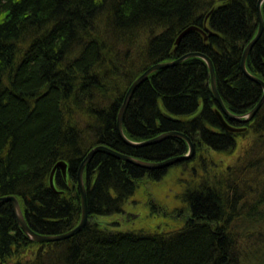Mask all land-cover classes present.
I'll list each match as a JSON object with an SVG mask.
<instances>
[{
    "label": "trees",
    "instance_id": "obj_1",
    "mask_svg": "<svg viewBox=\"0 0 264 264\" xmlns=\"http://www.w3.org/2000/svg\"><path fill=\"white\" fill-rule=\"evenodd\" d=\"M257 1L0 0V198H18L35 233L59 235L80 220L75 177L92 145L153 162L185 154L186 142L174 137L143 148L122 145L115 118L125 90L116 93L113 85L122 81L126 88L149 66L186 52L210 59L231 114L251 111L262 89L241 72L240 61L258 30ZM261 7L262 34L245 63L264 83ZM188 26L208 27L212 35L204 40L188 33L175 46ZM209 84L200 58L157 70L136 88L123 119L133 140L173 131L193 143L191 161L172 166L196 164L202 173L181 190L186 216L177 227L113 232L99 222L122 214L143 181L159 182L173 168L145 171L98 153L83 177L89 215L84 229L63 241L36 243L16 224L11 205L2 203L0 264H264V237H256L264 228V103L244 125L226 118L245 128L231 133L215 115ZM80 115L92 125L93 141L83 138ZM238 147L235 167L210 173L213 153L229 157ZM59 161L67 164L68 181L57 170L53 191L48 178ZM147 206L159 213L152 199ZM31 248L37 251L25 259Z\"/></svg>",
    "mask_w": 264,
    "mask_h": 264
},
{
    "label": "water",
    "instance_id": "obj_2",
    "mask_svg": "<svg viewBox=\"0 0 264 264\" xmlns=\"http://www.w3.org/2000/svg\"><path fill=\"white\" fill-rule=\"evenodd\" d=\"M264 3V0H258L257 4H256V18L258 19V30L256 32V34L254 35V37L251 39V42L245 47V49L243 50V55L241 57V72L252 82H255L256 84H258L261 89H262V97L261 99L254 105V108L249 111L248 113H245L244 115H234L231 114L229 112V110L227 109V107H225L222 98L219 96L218 91H217V86L215 85V75H214V70H213V64H211L209 58H207L204 54H201L199 52L197 53H190V54H186V56H182L178 59H176L174 62H170V63H156L154 65L149 66V68L145 69L143 71L142 74H140L138 77L135 78V80L132 81L131 86L129 89H127L126 95L123 98V102L122 105L119 109V114H118V118H117V134H119L120 139L123 141V143H125L126 145H130L131 147H140L141 145L144 146L146 145V143H157V142H161L164 141L170 137H174V138H180L182 139L184 142H186L187 144V151L185 154H182L180 156H172L169 157L168 159H165L163 161H158V162H143L139 159H135L132 158L128 155H121L120 153H118L117 151H113L112 149L108 148L107 146H95L93 147L84 157L83 160L81 161L79 167H78V171L76 174V178L75 180L77 181V189L78 191H80L81 194V219L78 222V225L75 226L72 230L63 233L62 235H42V234H37L35 232H33L29 226H27L24 215L22 214V210H21V205H19V200L18 198L14 197V196H6L5 198H0V204L2 203H6L8 202L11 205V209H12V214L15 218L16 224L18 226H20L21 230L24 232V234L29 238V240H32L36 243H52V242H58V241H63V239H68L73 237L74 234L80 232L82 229H84L86 222L88 220V212H87V201H86V191H85V181L83 180L84 177V172H85V167L90 163V161L92 160L93 156L95 154H103L105 153L108 156H111L112 158H115L119 161L122 162H126L132 166H137L141 169L144 170H158V169H162V168H169L170 166H173L174 164H178L180 163V161H184V160H189L194 156V146L193 143L191 142V140H189V138L181 133V132H173L170 131L166 134H163L160 137L154 138L146 143H141V144H132L125 136V134H123L122 131V121H123V117L125 114V110L126 107L128 105V103L130 102L129 100L131 99V97L133 96V93L135 92L136 88L139 87L141 84H143L144 81H146L148 79V76H150L151 74H153L155 71L157 70H162L165 69L167 67L170 66H175L176 64L186 60L187 58H200L207 66V70H208V75L210 76V84L209 86L211 87V92H212V96L214 97V100L216 102V105L218 107L217 110H215V115L217 117V119H219V122L221 124V126L226 129L227 131L231 132V133H241L245 130V128L241 127V128H236V127H232L231 125L228 124V122L226 121V118H228L231 121H235L241 125H244V123L250 122L255 114L257 113V111L259 110V108L261 107L262 103H264V83L262 80H260L258 77L251 75L250 73H248L247 69H246V63L245 60L248 56V54L250 53V50L252 49V46L258 41L259 37L262 34V25H263V18H262V12H261V5ZM207 19V18H206ZM196 33L198 32L204 40H207V36L208 35H212V32L208 29V27H204L203 30H201L199 27H195V26H188L186 27L184 30H182L179 35L176 37L175 39V46L179 45V42L185 37V35H187L188 33ZM175 50V49H174ZM173 50V51H174ZM52 171L49 174V186L50 188L55 191V187H54V174L57 170H59L61 172L62 177L65 179L67 177V164L64 161H59V163H57L52 169Z\"/></svg>",
    "mask_w": 264,
    "mask_h": 264
},
{
    "label": "rangeland",
    "instance_id": "obj_3",
    "mask_svg": "<svg viewBox=\"0 0 264 264\" xmlns=\"http://www.w3.org/2000/svg\"><path fill=\"white\" fill-rule=\"evenodd\" d=\"M117 88H123L122 81L115 82ZM242 140L239 139V146H241ZM239 147L236 152L229 157H222L213 153V166L211 167V174L213 172L219 173L224 170L225 167L230 164L235 167V158L240 154ZM190 168L187 172L182 173L179 170H184L182 167L173 168L169 170L168 175L159 180V182H144L140 185L137 193L128 199L127 203L123 207V213L119 215L122 225H125L126 230L132 229L139 231V229H158L163 231L172 230L177 227L179 222L186 216V210L184 204L181 202V190L196 180L197 175H202L196 164L188 165ZM179 169V170H178ZM194 169V173H192ZM193 174V175H192ZM158 204L159 213L157 215L152 214L148 210L149 200ZM112 217L98 218V221L103 224H110ZM264 237V228L260 229L256 233V237ZM264 239V238H263ZM259 248L261 250L260 259L264 258V240L260 242ZM33 251V252H32ZM37 251V249L31 248L30 251L24 254L25 259L31 258V256ZM32 252V253H31Z\"/></svg>",
    "mask_w": 264,
    "mask_h": 264
},
{
    "label": "bare ground",
    "instance_id": "obj_4",
    "mask_svg": "<svg viewBox=\"0 0 264 264\" xmlns=\"http://www.w3.org/2000/svg\"><path fill=\"white\" fill-rule=\"evenodd\" d=\"M178 46V45H177ZM186 54H190V52H186ZM186 54H184V55H182V56H186ZM122 57H124V54H122L121 55ZM182 56H180V57H182ZM180 57H177V58H175V60L176 59H178V58H180ZM188 59V58H187ZM175 60H164V61H162V62H159V63H170V62H174ZM210 60V59H209ZM185 61V60H184ZM184 61H182V62H184ZM182 62H180V63H178V64H181ZM211 62V61H210ZM178 64H176V65H178ZM175 65V66H176ZM175 66H170V67H175ZM168 68V67H167ZM102 72H103V70H102ZM113 82H114V80L113 79H111L108 83H107V91H108V95L111 93V87H112V84H113ZM255 83V82H254ZM130 86H131V83L130 84H128L127 86H126V88L125 87H123L122 89L121 88H117L116 86H115V84L113 85V87L115 88V90H116V93H118L119 92V90L122 92V90H125L124 92H123V96H122V100H123V98L125 97V95H126V92H127V89H129L130 88ZM132 98V97H131ZM261 99V98H260ZM121 100V101H122ZM131 100V99H130ZM129 100V101H130ZM259 101V100H258ZM123 102V101H122ZM122 102H121V104H120V107H121V105H122ZM130 103V102H129ZM129 103H128V105H127V107H126V110H127V108H128V106H129ZM263 104V103H262ZM120 107H119V109H120ZM261 107H262V105H261ZM260 107V108H261ZM259 108V109H260ZM119 109L117 110V114H116V118H115V133L117 134V131H116V128H117V118H118V114H119ZM126 110H125V114H126ZM125 114H124V116H125ZM80 118H82L80 121H79V128L81 129V134H82V136H84L83 138L84 139H86V140H88V141H93L92 139H93V135H92V131H91V124H90V122H89V125L90 126H87L86 125V123H87V120L86 119H84L85 117H86V115H80L79 116ZM78 117V118H79ZM166 118H168V119H170V120H175V121H178V119L175 117V116H170L169 114H167L166 115ZM123 119H124V117H123ZM186 121H188V119L186 118L185 119ZM122 131H123V134H125V136H126V138L132 143V144H141V143H146V142H148V141H150V140H152V139H154V138H157V137H160V136H162L163 134H166V133H168V132H170V131H168V132H159V133H157V135L155 136V137H153V138H150V139H146V140H133V139H131L126 133H125V129H124V123H123V121H122ZM117 137H118V139H119V141L121 142V144L122 145H125V146H127V147H130V148H133V149H135V148H143V147H146V146H155V145H157L159 142H157V143H146V145H144V146H140V147H131L130 145H126L125 143H123V141L120 139V137H119V134H117ZM97 145H99V146H102V145H100V144H95V145H92V147H91V149L93 148V147H95V146H97ZM103 146H105V145H103ZM108 147V146H107ZM108 148H110V147H108ZM91 149H89L85 154H84V156L91 150ZM111 149V148H110ZM113 150V149H112ZM114 151V150H113ZM116 151V150H115ZM118 152V151H117ZM118 153H120V152H118ZM103 154H105V153H103ZM121 155H124L123 153H120ZM106 155V154H105ZM126 155V154H125ZM83 156V157H84ZM108 156V155H107ZM129 156V155H128ZM109 157H111V156H109ZM130 157H132V156H130ZM132 158H134V157H132ZM136 159V158H135ZM137 159H139V158H137ZM192 159V158H191ZM191 159H189V160H184V161H180V163L181 164H183L184 165V163H188V162H190L191 161ZM83 160V159H82ZM139 160H141V159H139ZM163 160H165V159H162V160H158V161H163ZM141 161H143V162H147V161H149V160H147V161H145V160H141ZM150 162H153V161H150ZM123 163H125V162H123ZM180 163H178V164H180ZM174 165H177V164H174ZM173 165V166H174ZM183 165H180V167H182L184 170H179V171H181L182 173H184V172H187L188 170H189V172H191L190 171V168H187V166L188 165H186V166H183ZM170 167H172V166H170ZM173 168V167H172ZM175 168H179V166H176ZM167 169H169V168H162V169H158V170H167ZM148 170V169H147ZM147 170H145V171H147ZM150 171H152V170H150ZM155 171V170H154ZM157 171V170H156ZM168 171L165 173V175H168ZM192 173H194V171H192ZM164 175V176H165ZM76 178V177H75ZM62 179H63V181H65V182H67L68 181V174H67V177L64 179L63 177H62ZM75 188H76V191H78V189H77V181H76V186H75ZM78 194H79V200H81V194H80V191H78ZM80 209H81V206H80ZM119 215L120 214H118V213H116V214H112L110 217H112V219H111V223L110 224H107L106 223V227H108V230H110V231H113V232H117V231H125L126 230V228H125V225H122L123 223L122 222H120V218H119ZM81 219V218H80ZM87 222H88V220H87ZM87 222H86V224H87ZM77 225H78V222H77ZM76 225V226H77ZM86 226V225H85ZM31 229V228H30ZM83 230V229H82ZM34 232V231H33ZM24 233V232H23ZM63 234V233H62ZM62 234H59V235H62ZM77 234V233H76ZM75 235V234H74ZM73 235V236H74ZM69 239V238H68ZM64 240V239H63Z\"/></svg>",
    "mask_w": 264,
    "mask_h": 264
}]
</instances>
